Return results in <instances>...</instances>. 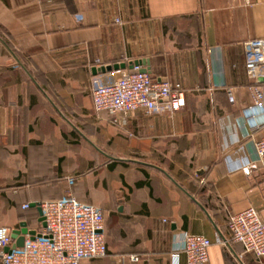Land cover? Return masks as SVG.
Instances as JSON below:
<instances>
[{"label": "crops", "instance_id": "0c3cea01", "mask_svg": "<svg viewBox=\"0 0 264 264\" xmlns=\"http://www.w3.org/2000/svg\"><path fill=\"white\" fill-rule=\"evenodd\" d=\"M262 38L264 0H0V225L34 229L25 203L74 196L105 218L107 255L81 264H187L184 231L212 241L210 264H264L218 242L232 213L264 218L244 49ZM134 61L179 83L185 107L97 113L91 87L126 70L93 68Z\"/></svg>", "mask_w": 264, "mask_h": 264}, {"label": "built area", "instance_id": "2783aa9c", "mask_svg": "<svg viewBox=\"0 0 264 264\" xmlns=\"http://www.w3.org/2000/svg\"><path fill=\"white\" fill-rule=\"evenodd\" d=\"M114 22L123 23L119 17ZM244 49L247 74L256 84L253 92L254 106L263 107L264 91L260 84L264 82V38L246 41ZM143 69L142 65L134 64L133 68L125 69L121 78L92 86L91 97L95 111L122 116L139 111L151 114L164 104L171 114L181 111L186 104L182 86L168 79L155 81L148 69ZM230 101H234L232 96ZM257 133L258 129H254L250 137H255ZM252 147L251 166L264 169V131L253 140ZM195 177L202 184L206 183L197 171ZM36 203L42 209L46 226L39 221L38 227L32 229L36 231L35 238L27 235L24 245L13 249L15 240L12 233L15 229L0 225V264H81L85 259L107 255L105 218L101 207L80 201L74 196ZM30 205L25 203L24 207ZM228 228L230 238H218L219 243L224 246L240 243L243 254L250 253L258 259L264 257V218L258 209L248 207L232 213ZM181 235V250L187 264H210L212 241L205 235L189 231ZM7 248L10 250L7 251ZM130 258L133 261L140 260L138 255H131Z\"/></svg>", "mask_w": 264, "mask_h": 264}, {"label": "water", "instance_id": "95a60500", "mask_svg": "<svg viewBox=\"0 0 264 264\" xmlns=\"http://www.w3.org/2000/svg\"><path fill=\"white\" fill-rule=\"evenodd\" d=\"M143 65L140 61H134L129 64L122 62V63H115V64H108V65H103L101 67H95L93 68V74L99 75V74H106V73H111L115 71H120V70H125L127 68L131 69L133 68V65ZM147 69H143L145 71ZM31 206L37 207L38 211L40 213V219L39 221L43 222V226H46L43 218V212L41 207L37 203H31ZM29 235L32 239L35 238L36 236V231L29 229L28 225L26 222H21L20 228L13 230L12 237L15 240V244L12 246L13 249L17 247H22L24 245L26 236ZM230 246V245H229ZM7 251L10 250L9 248L6 249Z\"/></svg>", "mask_w": 264, "mask_h": 264}]
</instances>
